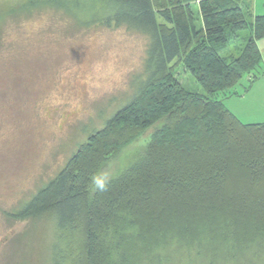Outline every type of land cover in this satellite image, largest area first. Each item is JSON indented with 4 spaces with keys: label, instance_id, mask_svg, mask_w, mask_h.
I'll return each instance as SVG.
<instances>
[{
    "label": "trees",
    "instance_id": "1",
    "mask_svg": "<svg viewBox=\"0 0 264 264\" xmlns=\"http://www.w3.org/2000/svg\"><path fill=\"white\" fill-rule=\"evenodd\" d=\"M249 1L21 0L0 9V22L55 11L78 30L122 27L147 40L132 94L109 117L99 114L100 127L84 126L87 139L64 167L5 212L51 221L53 264L248 263L240 256L264 218L255 190L264 180V122L244 123L222 98L244 95L264 74V15ZM179 63L205 93L177 80ZM149 130L126 167L99 177Z\"/></svg>",
    "mask_w": 264,
    "mask_h": 264
},
{
    "label": "rangeland",
    "instance_id": "2",
    "mask_svg": "<svg viewBox=\"0 0 264 264\" xmlns=\"http://www.w3.org/2000/svg\"><path fill=\"white\" fill-rule=\"evenodd\" d=\"M19 1L0 0V9ZM66 21L50 11L0 22V264H53L51 221L32 225L12 221L5 212L18 208L64 167L87 139L84 126L100 127L132 94L131 81L143 70V35L122 27L78 30ZM234 51L231 46L229 52ZM175 69L185 88L205 93L190 71L180 63ZM233 98L235 107H249ZM152 132L112 155L99 177L109 179L126 167ZM255 190L264 197V180ZM260 218L259 231L264 230ZM259 231L250 235L256 240L240 256L247 264H264Z\"/></svg>",
    "mask_w": 264,
    "mask_h": 264
},
{
    "label": "crops",
    "instance_id": "3",
    "mask_svg": "<svg viewBox=\"0 0 264 264\" xmlns=\"http://www.w3.org/2000/svg\"><path fill=\"white\" fill-rule=\"evenodd\" d=\"M251 12L254 16L264 15V0H250ZM198 7H196V10ZM260 48L261 55L263 57V68H264V37L257 42ZM236 47L233 46V50ZM236 51H234L235 53ZM240 91V89H238ZM233 97L240 98L243 102H247L248 108L235 107V100ZM229 110L236 114L244 123L245 122H264V74L256 79L250 89L242 96L232 95L222 98ZM247 99V100H246ZM249 110L244 113V110Z\"/></svg>",
    "mask_w": 264,
    "mask_h": 264
},
{
    "label": "clouds",
    "instance_id": "4",
    "mask_svg": "<svg viewBox=\"0 0 264 264\" xmlns=\"http://www.w3.org/2000/svg\"><path fill=\"white\" fill-rule=\"evenodd\" d=\"M97 186H98V187H100V188H102V187H103V185H102V184H98Z\"/></svg>",
    "mask_w": 264,
    "mask_h": 264
}]
</instances>
